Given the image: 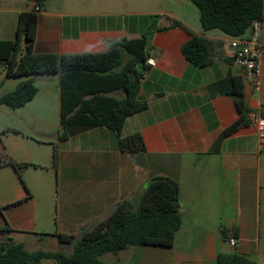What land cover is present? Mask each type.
I'll return each mask as SVG.
<instances>
[{
    "label": "crops",
    "instance_id": "crops-1",
    "mask_svg": "<svg viewBox=\"0 0 264 264\" xmlns=\"http://www.w3.org/2000/svg\"><path fill=\"white\" fill-rule=\"evenodd\" d=\"M145 1L135 0V11H131V0H66V10L60 11L47 4L40 16L35 51L105 53L118 42L139 38L150 27L140 9ZM162 1L172 9L163 5L155 11L157 24L169 29L155 32L149 40V60L155 65L144 76L139 94L149 106L129 117L122 131V137L139 133L146 150L121 151L116 134L106 128L58 142V167L63 176L56 210L42 217L20 209L10 224L0 215V230L10 227L11 236L51 239L60 250L63 244L57 235L81 238L106 220L118 204L128 201L137 207L149 181L162 176L180 186L182 226L174 245L129 247L112 256L106 254L102 260L108 256L107 262L116 264H214L220 251L235 249L264 264V145L249 122L250 112L260 111L264 117V57L262 86L256 90L233 62L232 37L219 30L204 31L200 14L186 0ZM182 4L194 11L193 19L181 13ZM34 6L29 0H0V40H15L20 15ZM175 22L183 26L171 28ZM194 36L212 44V64L205 68L190 64L182 53L183 44ZM229 77L243 82L248 123L218 144L240 114L233 98L213 97L208 87ZM41 79L47 82L49 78ZM54 79L60 83L59 75ZM9 81L0 67V87L4 89ZM57 90L60 93V86ZM8 92L6 88L0 96ZM37 99L38 95L28 105ZM3 151L0 139V154ZM11 154L17 162L28 158L13 150ZM26 190L19 191V201L0 210L20 207L27 195L26 200L34 199ZM223 227L238 231L234 249L223 239ZM39 234L50 236L41 239Z\"/></svg>",
    "mask_w": 264,
    "mask_h": 264
},
{
    "label": "trees",
    "instance_id": "trees-1",
    "mask_svg": "<svg viewBox=\"0 0 264 264\" xmlns=\"http://www.w3.org/2000/svg\"><path fill=\"white\" fill-rule=\"evenodd\" d=\"M50 0H29L35 6L20 15L17 38L0 40V67L8 78H27L12 91L0 96V107L18 110L35 100L39 93L37 77L60 76L61 128L59 143L97 128H106L118 138L120 150L134 153L145 151L142 136L137 133L122 137L126 120L149 106L140 97L141 84L150 70L148 46L155 32L167 31L151 25L139 38L123 40L105 53L76 55L39 54L35 51L40 16ZM200 12L204 31L219 30L232 38L246 36L250 25L264 19V0H189ZM175 22L171 28L182 27ZM182 53L190 64L205 68L212 64V44L194 36L183 44ZM211 96L234 99L240 118L223 132L218 142L248 123L241 79L229 77L208 87ZM218 146V145H217ZM59 144L55 146V164L59 162ZM211 153V152H210ZM11 166L23 180V165L6 150L0 154V169ZM182 226L180 186L167 177L151 179L138 206L128 201L118 204L112 214L92 231L76 239L57 235L60 242L73 245L72 254L62 251L31 252L14 240L0 243V264H116L105 262L106 254H118L134 246L171 248ZM12 231L7 227L0 232ZM42 237L50 236L41 234ZM225 241L238 238V231L222 228ZM214 264H258L252 258L233 251H220Z\"/></svg>",
    "mask_w": 264,
    "mask_h": 264
},
{
    "label": "rangeland",
    "instance_id": "rangeland-1",
    "mask_svg": "<svg viewBox=\"0 0 264 264\" xmlns=\"http://www.w3.org/2000/svg\"><path fill=\"white\" fill-rule=\"evenodd\" d=\"M134 1L131 0L130 2L131 11L138 10L133 5ZM186 2L200 14L199 9H196L197 7L191 1L186 0ZM65 3L66 0H50L48 7L53 11H60L65 9ZM145 3L144 8L140 9L146 13L145 17L150 26L156 25L159 15L155 11H159L166 4L162 0H146ZM165 9L172 8L167 4ZM180 11L191 19L194 18V11L192 12L185 4H182ZM55 76H45V78H49L47 82H44L45 80L41 79V76L37 77L36 85L39 88V93L38 99L33 105L23 107L18 112L7 106L0 107V139L4 149L6 148L12 157L11 150L15 151V155L19 157L24 155L28 157L24 158L26 159L25 162H19L24 166L22 171L23 180L13 167L0 169V207H7V205L14 203L13 201H19L20 190L26 192V189H29L34 196V199L26 200L27 195L22 200L24 202L20 206L21 208H9L5 211L1 209L0 215L5 223H9L15 212L20 209L35 211L39 216L46 217V212L57 208L61 188L60 179L62 180L63 173L61 170L59 171L58 164H55L54 159L55 146L59 144L57 135L61 128L60 93L57 90L60 83L54 79ZM31 78H10L12 81H9L4 89L0 87V95L6 88L12 92L20 83ZM15 84L18 85L14 86ZM39 235L42 239V235ZM11 237L16 241L27 243L29 251H62L72 254L74 249L73 245L63 244L59 250L57 243L51 239L40 240L38 237V240L35 236L29 234L20 236V238L14 235L11 236L9 232H0V243L10 241ZM108 256H112V254ZM108 256L103 260L107 262L106 258ZM43 264H55V262L45 261Z\"/></svg>",
    "mask_w": 264,
    "mask_h": 264
},
{
    "label": "built area",
    "instance_id": "built-area-1",
    "mask_svg": "<svg viewBox=\"0 0 264 264\" xmlns=\"http://www.w3.org/2000/svg\"><path fill=\"white\" fill-rule=\"evenodd\" d=\"M263 29L264 19L256 20L250 25L248 36L232 38L230 42L234 64L243 72L245 79L256 90H260L262 86ZM148 63L150 66L155 65L153 60H149ZM249 122L255 127L260 143L264 145V117L260 111L250 112ZM237 242V238L230 236L228 243L231 248L234 249Z\"/></svg>",
    "mask_w": 264,
    "mask_h": 264
}]
</instances>
